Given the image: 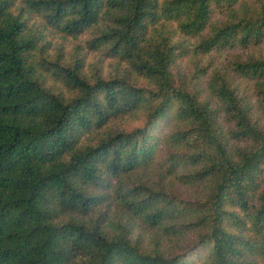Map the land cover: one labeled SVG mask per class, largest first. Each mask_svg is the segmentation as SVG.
<instances>
[{
  "label": "trees",
  "instance_id": "16d2710c",
  "mask_svg": "<svg viewBox=\"0 0 264 264\" xmlns=\"http://www.w3.org/2000/svg\"><path fill=\"white\" fill-rule=\"evenodd\" d=\"M255 111L264 0H0V264H264Z\"/></svg>",
  "mask_w": 264,
  "mask_h": 264
},
{
  "label": "rangeland",
  "instance_id": "374dc122",
  "mask_svg": "<svg viewBox=\"0 0 264 264\" xmlns=\"http://www.w3.org/2000/svg\"><path fill=\"white\" fill-rule=\"evenodd\" d=\"M91 36L92 32L90 31H84L77 37L66 36L65 34H59L56 31H49L46 35L49 44H47L44 48V55L49 60L54 61L58 59L62 63L74 61L77 54H79L77 58L85 55L86 59L83 69L87 74H92L97 68H101L102 74H107L110 71H114V69H112L113 67H111L113 60L106 56L104 50L98 49L101 51L92 52L87 47H84L86 40ZM232 54L225 52L222 56L220 55L219 58L220 60L225 59L227 61L232 57ZM200 63H203V61H200ZM179 65L184 67L186 70L190 69L192 72L194 68V60L189 56H186L179 60ZM240 83H242V88H244L247 93H252L250 90L251 82L240 81ZM255 115L259 117L260 122H264V119L259 116V112L255 111ZM179 188L182 189L181 187Z\"/></svg>",
  "mask_w": 264,
  "mask_h": 264
}]
</instances>
